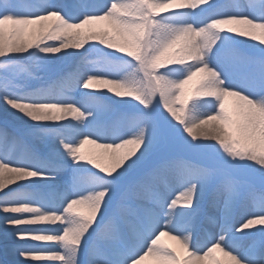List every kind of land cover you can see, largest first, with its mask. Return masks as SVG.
<instances>
[{"label": "snow or ice", "instance_id": "obj_1", "mask_svg": "<svg viewBox=\"0 0 264 264\" xmlns=\"http://www.w3.org/2000/svg\"><path fill=\"white\" fill-rule=\"evenodd\" d=\"M258 4L0 0V264H264Z\"/></svg>", "mask_w": 264, "mask_h": 264}, {"label": "bare ground", "instance_id": "obj_2", "mask_svg": "<svg viewBox=\"0 0 264 264\" xmlns=\"http://www.w3.org/2000/svg\"><path fill=\"white\" fill-rule=\"evenodd\" d=\"M255 6L258 8V7H259V4L256 3ZM171 10H172V9H170V11H171ZM160 14L163 15L164 13L161 12ZM172 22H173V23H177V22H179V21H178V19H173ZM86 27H92V28H94L96 31H103V30H107V22H99V23H97V24L90 25V26H86ZM81 31H84V29H82ZM255 36H256V40H255V41H253L250 37H244V39H245L247 42H249V43H258V42L260 41V39L264 38V37L261 36L259 30H257V31L255 32ZM51 42H52V41H50V43H51ZM102 91L104 92V94H106V95H112V98L114 97V94H109V93H107L106 89H102ZM113 99H114V98H113ZM0 116H2V117L0 118V120H2V119L4 118V117H3V114L0 113ZM69 119H72V117L69 116ZM83 150H84L85 152H87V151H96L95 149H93V147H92L91 145H85V147H84ZM255 226H257V225H254L253 227H255ZM52 243H53V242H49V243H48L49 245H47V244H43L42 247H44V246H51ZM161 244L167 246L169 249H173V248H175V249L179 252V255H180V258H181V259L186 258L185 254H184L183 252H180V250H179V245L176 244L174 241L168 239V237H161ZM41 261H42V262H45L46 264H59L58 261H48V260H41ZM143 264H157V262H156L153 258L149 257V258L145 259V261H143ZM203 264H228V261H227V259H226L224 256H222V254H220L219 252H214V253L212 254V257L209 258V259H207V260H205V261L203 262Z\"/></svg>", "mask_w": 264, "mask_h": 264}, {"label": "rangeland", "instance_id": "obj_3", "mask_svg": "<svg viewBox=\"0 0 264 264\" xmlns=\"http://www.w3.org/2000/svg\"><path fill=\"white\" fill-rule=\"evenodd\" d=\"M98 2H101L102 3V0H98ZM232 3L237 7V10L239 9V6L240 5H256V3H258V0H232ZM52 43V42H51ZM258 46L259 45V42L256 43ZM92 59L94 60L95 59V56L92 57ZM5 71V68L3 67H0V72H3ZM114 99H119L117 97H113ZM197 111H201V110H197ZM2 116H0L1 118ZM36 227H46V225H37ZM257 227H261V225H257L255 227H253V229L257 228ZM0 230H2V225H0ZM37 247H42L43 244H47L49 245L47 241H37V242H33ZM0 256H2V239H0ZM31 264H46L45 262H42L41 260H34V261H31Z\"/></svg>", "mask_w": 264, "mask_h": 264}]
</instances>
